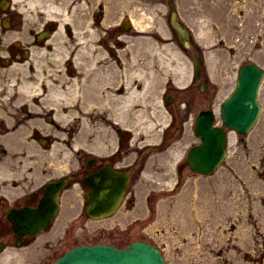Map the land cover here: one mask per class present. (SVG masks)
Listing matches in <instances>:
<instances>
[{
	"label": "flooded vegetation",
	"instance_id": "af4514ba",
	"mask_svg": "<svg viewBox=\"0 0 264 264\" xmlns=\"http://www.w3.org/2000/svg\"><path fill=\"white\" fill-rule=\"evenodd\" d=\"M23 7L20 0H0V153L19 150L20 131L24 128H33L31 136L39 137L34 129V122L40 115L34 113L26 103L35 99L20 96V86L24 85L20 79L21 72H33L40 67L39 63L43 60L36 58V48L48 42V39L41 37L39 32L43 29L51 31L54 25L47 23L44 28H36L32 20L28 21ZM47 139L48 142L52 140L50 136ZM109 160L97 155V161L91 167L87 168L82 162L81 167L71 177H82L97 170L104 164L102 161ZM10 186L15 184H0V239L5 244L18 240L8 217L9 206L18 209L27 204L35 205L41 194V190L35 188L29 192H13ZM26 239L24 237L22 241Z\"/></svg>",
	"mask_w": 264,
	"mask_h": 264
},
{
	"label": "rangeland",
	"instance_id": "374dc122",
	"mask_svg": "<svg viewBox=\"0 0 264 264\" xmlns=\"http://www.w3.org/2000/svg\"><path fill=\"white\" fill-rule=\"evenodd\" d=\"M113 3H123L124 0H112ZM199 2L203 0H182L185 4L189 2ZM232 1V0H205V2L210 5L211 11H203L200 10L201 18H207L212 17L219 20L217 17L218 12H222L225 9V2ZM129 7L132 9L131 12H134V10H137L139 7L138 2L136 0H131V3L129 4ZM127 8V4H124L123 11L125 12ZM122 10V7H121ZM138 11V10H137ZM216 11V12H214ZM189 13H192L188 11ZM150 17L148 16L149 23L157 25V19L156 17L151 14V11H149ZM118 15H115V18H117ZM150 18V19H149ZM210 25H213L212 21H210ZM257 54V53H255ZM262 56V51L259 54ZM147 57V55H146ZM144 59H146L144 57ZM148 63V60H147ZM221 76V75H220ZM161 76L157 77L160 78ZM226 79V83H229V79ZM160 80V79H159ZM77 123L75 122L74 126ZM79 124V123H78ZM218 174V173H217ZM189 173H186V182L182 183L179 187L181 196L178 198L177 194L170 195L169 193L161 194L159 193L158 199L155 201H152V207L154 206L153 211L150 212V215L148 214H141L140 210L138 212L135 211V209H121L114 217L107 220H85V230L84 233H79L77 236L79 239H83L85 241H94V240H105V241H112L117 242L120 244H124L128 241H130L133 238H139V237H149L154 242L159 244L165 251L168 259L169 264H218V262H209L210 260H205V256L203 252H197V247L195 248L194 243L191 241L193 237L190 234H186L185 231L191 230L189 223L187 224L189 226V229L184 230L180 226L179 219L181 218V215L184 214V212L187 213L189 209L183 210L181 213L179 212L177 208V200H181L184 198V200L188 199L186 196L188 193H190V189L192 187L191 180L188 178ZM218 175L212 176L210 181L216 180ZM188 180V182H187ZM194 182V181H193ZM192 182V184H193ZM206 181H202V187L205 184ZM151 183H148L146 188L150 187ZM200 183H196L194 186H198ZM155 187V186H151ZM160 188L163 187V189H167V186L164 183H161L159 186ZM167 192V191H165ZM142 194V191L140 192ZM135 202V207H137V204L139 200L141 199V195H137ZM188 203V201H187ZM189 204V203H188ZM134 207V208H135ZM203 215V213H200ZM140 215V216H139ZM153 226V227H152ZM118 234V235H117ZM74 241H81V240H74ZM73 242V241H72ZM30 264V263H29Z\"/></svg>",
	"mask_w": 264,
	"mask_h": 264
},
{
	"label": "bare ground",
	"instance_id": "6f19581e",
	"mask_svg": "<svg viewBox=\"0 0 264 264\" xmlns=\"http://www.w3.org/2000/svg\"><path fill=\"white\" fill-rule=\"evenodd\" d=\"M53 7L58 8L59 6H58V4H55ZM144 40H147L149 44L153 43V44L156 45V41H153V40L150 39L149 37L145 38ZM100 55H103V53H101ZM159 61H160V60H159ZM74 78L76 79V77H74ZM74 78H73V79H74ZM75 79H74V80H75ZM134 91H135V88H133V89H131L130 91H128L126 95H122V96H120V97H128V98H131V94L134 93ZM122 104L124 105V103H122ZM73 111H74V110H73ZM139 111H140V110H139ZM67 112H71V111L67 110ZM125 112H126V111H121V114H124ZM140 115H141V112H140ZM140 115H139V116H140ZM65 116H66V115H65Z\"/></svg>",
	"mask_w": 264,
	"mask_h": 264
},
{
	"label": "water",
	"instance_id": "95a60500",
	"mask_svg": "<svg viewBox=\"0 0 264 264\" xmlns=\"http://www.w3.org/2000/svg\"><path fill=\"white\" fill-rule=\"evenodd\" d=\"M241 80H242L243 82L248 81V80H249V78H248V74H246ZM250 82H251V81H250ZM246 92H247V91H246ZM249 121H250V119H248L246 123H248ZM143 244H144V243H139V245H140L141 247H142ZM142 248L147 249V248H150V246L147 245V244H144V247H142ZM83 249H85V248H83ZM83 249H80V250H83ZM94 249H96V247L91 248V250H94ZM122 262H123V261H120L119 264H122Z\"/></svg>",
	"mask_w": 264,
	"mask_h": 264
}]
</instances>
